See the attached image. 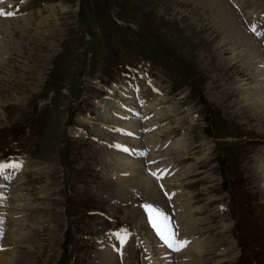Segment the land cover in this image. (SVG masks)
Listing matches in <instances>:
<instances>
[{"label": "rangeland", "instance_id": "rangeland-1", "mask_svg": "<svg viewBox=\"0 0 264 264\" xmlns=\"http://www.w3.org/2000/svg\"><path fill=\"white\" fill-rule=\"evenodd\" d=\"M0 1V10L14 13L3 23L9 32L0 37V49L12 53L7 51L5 62L0 59V161L9 164L5 160L18 157L28 162L22 170L4 173L13 179L7 184L18 196L0 204V236L7 251L20 258L11 262L8 256L2 264H110L96 262L98 243L109 248L112 264H143L147 249L151 258L145 257L146 263L159 254L162 264H168L146 204L162 210L171 227L177 217L176 226L187 228L185 241L194 248L176 261L189 254L197 264H264V188L260 190L252 168L255 160H264V113L252 114L248 96L264 89V78L245 81L252 68H242L239 58L228 71L226 61L236 50L220 53L223 37L215 32L216 25L223 30L220 20L215 22L212 13L186 0ZM241 6L239 13L248 25L250 12L260 5L243 0ZM19 16L28 19V30L22 29ZM256 22L264 26L263 20ZM253 26L261 44L264 27ZM151 53L167 75L157 68L159 90L140 80L143 104L156 113V136L169 142V150L150 147L155 166L147 161V172L153 178L165 174L162 189L179 196L166 202L156 190L162 204L147 197L150 191L146 196L139 189L142 196H134L123 190L141 173L139 162L128 171L106 170L110 163L102 162L99 148L118 151L108 144L122 139L134 151L146 139L126 128L138 122V113L103 97L117 99L115 90L105 93V85L119 74L129 75L141 56L150 61ZM231 87L235 96L226 94ZM69 128L77 130L69 135ZM129 133L135 138H128ZM4 185L0 182V188ZM11 203L17 211L8 213ZM20 213L25 221L18 226L15 217ZM125 232L122 244L117 234ZM21 235L25 241L19 243ZM133 235L145 238L144 256ZM211 249L219 255L208 253Z\"/></svg>", "mask_w": 264, "mask_h": 264}, {"label": "bare ground", "instance_id": "bare-ground-1", "mask_svg": "<svg viewBox=\"0 0 264 264\" xmlns=\"http://www.w3.org/2000/svg\"><path fill=\"white\" fill-rule=\"evenodd\" d=\"M186 2H192L193 4L198 5V6L200 5V7H202L203 9H205L206 13H208V14L209 13H212L214 15L213 16L212 14H209L210 17L215 22H216V20H220L222 22V25L223 26L222 25L221 26H222L223 30H221V28H220V32H219L218 26L216 25V27H215V32H217L218 36L221 34V36L223 37V40H222L223 42L221 44V48L223 50L220 53H223L224 55H227V54H231L230 53L231 50H236L234 57L232 59L226 61V65H227L228 71L231 68L230 65L235 64L234 63L236 61L235 59L236 58H239V61L241 62L242 68H244V65L249 66V67L252 68L251 69V73L249 74V77L250 78L247 79V80H245V81H248V80H258V81L262 82L263 81V78H264V70H262V72L260 74V72H259L258 69H260V67H264V47L261 44L255 43V41H254L255 39L252 36V30L254 28L253 25H255V22L257 20H259V21L260 20H264V0H257V3L260 5V6H258V9L259 10H257V11H251L250 12L251 17L248 18V20H249L248 21L249 22L248 25L249 26L246 27V30L249 29V32L248 33L246 31H244V28L242 27L243 25L241 26V24H239V22H238V19L240 17L239 10L238 9L240 8V5H243V0H186ZM234 11H236L237 14L234 13ZM243 13H244V11H243ZM24 17L26 18V16H19V19L21 18L22 20H24L23 23L21 24L22 25V29L23 30H28L29 29V26H30V23H27V20L28 19L27 18L24 19ZM258 17H260V18H258ZM19 19H17V20H19ZM14 20H16V19H14ZM5 22H7V21H4L3 23H5ZM41 24H43V22H40L39 23V26ZM4 27H5V30L2 29L1 22H0V37L6 36V33L9 32V29L6 26H4ZM226 34L228 36H230L231 39L227 38L225 36ZM238 36H239V38H238ZM263 40H264V38H263ZM1 42L2 41H0V43ZM6 42H7L8 46H11L12 45V41H6ZM43 42H46V41L44 40ZM230 44H233L235 46H232ZM228 45H230L234 49H232V48L230 50L227 49L226 47ZM7 51H8V49H0V59L2 60V62H5V57H6ZM8 52L10 54H12L11 51H8ZM237 66L239 67L238 64H237ZM243 70L246 71L245 69H243ZM234 74H232V75H234ZM235 75H239V74H235ZM242 76L243 77H247L246 74H242ZM263 83H264V81H263ZM251 84H252V82H251ZM150 85H152V84H150ZM255 85H256V83H255ZM231 88L232 89L229 88V89L226 90V94H228V96H235L234 89H233V87H231ZM231 92H232V94H231ZM249 94H250L249 100H250V103H252V105H250V103H249L250 108H251V111L253 112L252 114L257 113V112L258 113H264V89L262 91H260V92H257V93L250 92V93H248V96H249ZM163 98L165 99V97H163ZM160 99H162V98H160ZM166 99H168V97ZM193 99H194V97H193ZM131 100H133V96H131ZM149 100H150V98H149ZM154 105L155 104H150L149 105V108H152V106L154 108ZM169 111H171L170 108H169ZM243 111H244V114H249V113H247L246 109H244V108H243ZM132 113H133V115H136L138 112L132 111ZM155 114H150V111H147V109L144 107V109H143V115H142L141 118L140 117L138 118V122L137 123H134V124H131L130 126L126 127L128 130L132 131L133 133H136L137 135L146 138L145 140L144 139L139 140V142L136 145L137 148L134 151H130L131 148L128 145L124 144L123 142H125V141H123L122 139H120L119 141H116V143L115 142L113 143V147L117 148L118 151H115V150L109 151L108 150V147L106 145L103 148H101L102 146L100 145L101 147H99V148H100L101 154H102V156H101L102 162L104 164L105 163L107 164L108 162L110 163L109 166H104L106 168V170L111 169L112 167H116L117 169H119L121 167V168H125L126 171H128L129 169H132V167L134 166V164L136 162H139V164H140V170H141V173L140 174L142 176L140 174L138 176H135V178L138 177V179L133 178V180H130L128 182L129 185H125L127 187L125 188V186H124L123 190H125V191L128 190L130 188V186H132V188L133 187H140V188L143 189V191L145 192V194H147V191H150V194H147L148 197H150L152 199H155V200L161 201L160 196L158 195V192L156 191V187H154V184L151 181V178L149 179L147 177V175L144 173L143 166H142V164H144L145 160L151 159L150 158V155H148V157L146 159H145V157H140V153H141L142 150L144 151L143 153H146V155H147L148 152H149L148 149L150 147H155L157 145L159 147V150H160L161 146L163 148H167V146L169 145V142L168 141L162 142L160 139L157 138L156 135H157V133L159 131L155 132V130L150 129V127H149V126H155L154 123L156 122V120H158L157 117H155ZM138 126H142L141 129L137 130V128H139ZM74 130H77V129H74ZM74 130L72 128H69L68 129L69 135H71L74 132ZM95 132L98 133L97 131H95ZM144 133H146V134L143 136ZM112 139H114L113 136H112ZM133 141L134 140H131V139L127 140V142H129L128 143L129 145L130 144H133ZM120 143H122L123 145H121ZM178 146L179 147H182L181 144H178ZM122 148L123 149L124 148H127L129 150V152L128 153H125V152L121 151ZM139 157H140V159H139ZM141 158H143V160H141ZM9 161H10L9 164H19L20 167H18V168H7V169L4 170L3 174L0 175V182L5 183V185L0 188V204H3L5 201H8L7 199H5V197L3 195V191H5V189H6V191H8L10 193L9 194L10 195V199H15L18 196L17 195L18 192L16 190L11 191V188H9V185L7 184L8 179H6V177H4V173H7V172L9 173L10 171L14 172V171H17V170L19 171V170H22L23 168L27 167L26 165H28L27 164L28 162L25 164L24 158H18V157H15L14 158L13 157V158H10ZM0 163H3V162L0 161ZM160 165H162V163ZM252 168L256 172V173H254V175L255 174L257 175V173H258V175L255 176V181L258 184V186L260 187V190L263 191V188H264V160H262V159L261 160H255L253 162ZM140 170L138 171V173L140 172ZM115 172H118V171H115ZM122 173H124V172H122ZM156 174L159 175L160 173L159 174L156 173ZM163 177L166 178V176H163ZM166 182H168V181L166 180ZM178 197L179 196H178V194L176 192V195L174 196L173 200L174 201L175 200H178ZM15 202H17V201H15ZM15 202H13V203H15ZM16 204H18V202ZM15 205L13 206L12 203L10 204V210L11 211H14V209L17 208V207L15 208ZM16 211H17V209H16ZM176 215H178V213H176ZM140 217H141V215H140ZM176 220H177V217H176ZM23 221H25V219H22V214H21L20 217H19V219H18V221L16 222V225L19 226L20 223L23 222ZM176 229L178 230V233H179V236L177 238L179 240H183L184 238H182L181 233H182L183 236H187V233H185L187 231V228L184 225H181L180 224L179 226H176ZM16 230H17V227H15V228L13 227L10 230V231H12V234H14V236H13V238L15 239L14 242H17L16 235H15L16 234ZM19 233L20 232H18L17 235H19ZM141 238H143V237H141ZM24 239H25V237L23 235H21L20 236L19 243L20 242H24L25 241ZM131 239L132 240H136L135 237H132ZM143 239H145V238H143ZM145 242H147V241H145ZM135 243L138 245L139 250L141 252H143V250H144L143 247H142L143 241H140V242L139 241H136ZM199 243H200V241H198L197 243H195V247H199ZM0 244L1 245H4V243L2 242V237L1 236H0ZM192 246H191V248H192ZM148 247H149V245H148ZM164 248H165V251L166 252H169V255H170V257L167 256V259L168 260L166 261V263H168V264H197L199 262L198 261L196 263V261H195L196 258H194V259H187V258H190L191 257V256H189V254H187V255L184 256V258H186V259H183L182 258L181 261H176V259L178 258V256H180L183 253H185V251L187 249L185 251H184V248L182 250H180V251H173L172 254H171L170 251L168 249H166V247H164ZM205 248L206 247L204 246V247H202L201 249L198 250V252H197L198 256H199V254H202V253L205 252V250H206ZM202 249H204V251ZM150 250L151 249H147V253H148L149 256L151 255ZM2 252L3 253H0L1 256H2V259H0V264H2L1 263V260H3L4 258L7 259L8 256L10 257L9 260L11 262L14 261V260H16V258H20V255H16V253H13V251L6 252V251H4L2 249ZM209 252L214 253L215 251L213 249H211L210 251H208V253ZM215 253L218 254L217 252H215ZM143 256H144V252H143ZM149 258H151V257H149ZM95 259H96V262L98 261V259H100L101 261L104 260V263L107 262V263L112 264L111 262L113 260V257L111 256L110 250L109 251H105V249H103L101 246H98V249L96 250V254H95ZM145 260L146 259H144V257H143V264H162L163 263V261L160 259L159 254H158V258L155 259V260H151V261H149L147 263L145 262ZM200 261H201V259H200ZM201 263H203V262H201Z\"/></svg>", "mask_w": 264, "mask_h": 264}, {"label": "snow or ice", "instance_id": "snow-or-ice-1", "mask_svg": "<svg viewBox=\"0 0 264 264\" xmlns=\"http://www.w3.org/2000/svg\"><path fill=\"white\" fill-rule=\"evenodd\" d=\"M12 15H14V13L12 12L5 13L3 10H0V16H12ZM253 31H255V28H253ZM123 150L128 151L127 148H124ZM18 167H20L19 164L0 163V175H2L4 170L7 168H18ZM143 207L145 209V212L147 213L152 228L154 229L157 236L163 242L164 245H166L168 248L174 251H180L187 246L189 242L179 240L177 238L178 233L174 230L173 227H171L168 216L162 210H160L159 208L153 205H147V204L144 205ZM117 236L122 244L126 243L127 240L126 232L124 234L118 233Z\"/></svg>", "mask_w": 264, "mask_h": 264}]
</instances>
